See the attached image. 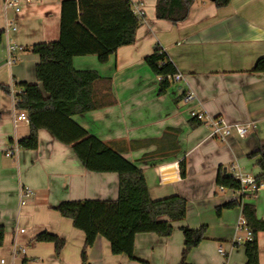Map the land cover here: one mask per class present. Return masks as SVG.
Masks as SVG:
<instances>
[{
  "label": "crops",
  "instance_id": "0c3cea01",
  "mask_svg": "<svg viewBox=\"0 0 264 264\" xmlns=\"http://www.w3.org/2000/svg\"><path fill=\"white\" fill-rule=\"evenodd\" d=\"M4 1L0 32L8 74L2 82L11 93L0 92V226L6 231L0 259L12 264L11 252L20 247L25 253L16 264H179L185 244L182 229L206 226L189 264H247L248 239L239 227L242 206L253 205L258 219L264 220V185L242 195L221 189L217 179L220 173L231 176L233 167L255 179L262 175L259 158L248 156L264 145V73L254 71L264 58V0H232L221 9L211 0H197L187 21L178 25L156 17L157 0H130L133 13L137 15L135 6L143 13L135 43L120 47L106 64L96 55L73 59L75 70L95 71L100 77L94 84L98 108L73 120L143 172L152 200L180 196L188 202L187 217L173 224L170 237L136 236L135 260L113 255L109 241L98 237L84 263L85 234L55 207L61 202L116 201L119 176L89 172L71 146L45 130L39 131L37 150L19 148L30 125L18 120L16 94L22 83L41 86L36 76L40 57L31 48L59 40L62 0H21L20 13L6 9ZM156 46L183 75L163 95L161 78L145 61ZM187 92L194 94V101L184 102ZM193 110L228 124L255 123L257 128L245 138L233 135L223 142L205 124H191ZM15 148V155L7 156ZM23 187L33 191L25 204ZM234 201L240 205L217 214L219 206ZM42 232L65 241L58 258L54 244L33 241ZM238 238L241 241L233 243ZM258 244L259 264H264V232L258 234Z\"/></svg>",
  "mask_w": 264,
  "mask_h": 264
},
{
  "label": "trees",
  "instance_id": "16d2710c",
  "mask_svg": "<svg viewBox=\"0 0 264 264\" xmlns=\"http://www.w3.org/2000/svg\"><path fill=\"white\" fill-rule=\"evenodd\" d=\"M197 0H157L156 17L174 25L187 21L191 7ZM218 8L227 7L232 0H211ZM143 18L135 15L130 0H62L60 38L52 43H38L31 50L40 57L36 67L38 83H22V93L16 94V109L26 112L30 134L18 142L23 150H37L39 131H47L58 142L71 146L86 170L93 173H116L119 176V195L116 201L86 200L61 202L55 207L62 217L70 219L75 229L85 234L82 252L83 263L87 253L98 237L109 241L115 256L125 255L135 260V239L140 234H156L167 238L173 233L175 222L187 217L188 202L180 196L152 200L143 172L132 162L117 153L110 145L90 135L79 126L73 117L98 108L94 100V84L100 80L95 71H77L73 59L96 55L101 64H106L120 47L132 45ZM3 33L0 32V40ZM152 72L161 78L159 94L163 95L172 86L169 77L178 71L165 51L156 46L146 58ZM255 72L264 73V58L260 59ZM6 94L11 90L0 84ZM47 97H45V95ZM185 95V93H184ZM191 124L202 123L191 120ZM259 158L257 166L262 175L256 178L264 185V145L249 156ZM181 176L185 177V161H180ZM217 184L238 192L240 183L232 176L220 173ZM237 201L219 206L224 210L239 206ZM243 217L253 238L245 243L247 264H259L258 234L264 232V220L257 217L253 205L242 206ZM185 239L179 264H189L187 259L193 249L205 238L207 227L198 230L183 228ZM6 231L0 226V248L3 247ZM35 243H52L58 258L65 241L48 232L38 234ZM27 261L24 260L23 264Z\"/></svg>",
  "mask_w": 264,
  "mask_h": 264
},
{
  "label": "built area",
  "instance_id": "2783aa9c",
  "mask_svg": "<svg viewBox=\"0 0 264 264\" xmlns=\"http://www.w3.org/2000/svg\"><path fill=\"white\" fill-rule=\"evenodd\" d=\"M4 6L6 9L14 10L16 13L21 12V0H5ZM135 12L139 17L143 18L141 6H135ZM10 25L13 26V23H10ZM17 48L18 47H15V46L11 47L12 50H15ZM169 80L171 81V83H179L183 80V75L177 72L174 76L169 77ZM22 92H23L22 89H20V91H18L17 94L22 93ZM194 99H195V96L192 92L185 93L184 98H183L185 103H190L194 101ZM190 119L196 120L202 124H205L211 130V133L218 140L223 141V142H227V140L233 135H236L239 138H245L257 128L255 123H251L248 125L228 124L222 118H215V119L211 118L207 116L203 111H200V110L191 111ZM18 120L29 122L26 112H20L18 116ZM17 150L18 148L8 151L7 156L9 157L14 156ZM231 176L240 183L241 189L238 192H240L242 195H245L247 193H255L259 191V189L263 186V185H258L255 178L245 174L239 167L232 168ZM31 195H33V191L29 187H23L21 190L22 204H25ZM239 227L245 230L248 241H251L253 238V234H252V231L247 227L246 221L244 219H241L239 223ZM21 232L23 233L24 231L22 230ZM240 241L241 239L238 238L234 240L233 243L234 242L239 243ZM24 253H25V250L23 248L14 247L11 252L12 264H16L15 263L16 260L20 258ZM219 253L222 256H226V253L222 248L219 249ZM0 264H8L7 259L1 258Z\"/></svg>",
  "mask_w": 264,
  "mask_h": 264
},
{
  "label": "rangeland",
  "instance_id": "374dc122",
  "mask_svg": "<svg viewBox=\"0 0 264 264\" xmlns=\"http://www.w3.org/2000/svg\"><path fill=\"white\" fill-rule=\"evenodd\" d=\"M1 41H2V38L0 40V84H3V82H2L3 81V75H7L8 74V70H7L6 65H4V62L6 61V58L5 57L3 58L4 54H3V47H2V42ZM12 43L15 45L14 40H13ZM0 92L3 93V94H6L2 89H0Z\"/></svg>",
  "mask_w": 264,
  "mask_h": 264
}]
</instances>
